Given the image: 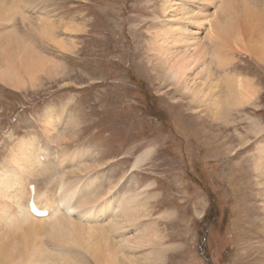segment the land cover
Returning <instances> with one entry per match:
<instances>
[{"label": "rangeland", "instance_id": "obj_1", "mask_svg": "<svg viewBox=\"0 0 264 264\" xmlns=\"http://www.w3.org/2000/svg\"><path fill=\"white\" fill-rule=\"evenodd\" d=\"M242 1L222 9L224 26L237 32L248 17ZM18 2L25 11L0 23V33L29 39L57 65L35 78L19 69L20 86L0 79V172L16 168L11 151L29 138L48 145L52 159L81 152L84 162L94 158L105 186L121 181L126 195L139 193V232L151 226L159 237L139 255L168 245L160 264H264V60L250 50L257 43L235 44L230 64L254 85L253 96L213 118L153 69L156 31L170 21L166 0ZM37 21L54 22L56 37L74 44L55 45L32 28ZM50 120L73 138L55 141ZM25 248L12 256L1 248L0 264L27 261L18 260ZM85 264L98 263L86 255Z\"/></svg>", "mask_w": 264, "mask_h": 264}, {"label": "bare ground", "instance_id": "obj_2", "mask_svg": "<svg viewBox=\"0 0 264 264\" xmlns=\"http://www.w3.org/2000/svg\"><path fill=\"white\" fill-rule=\"evenodd\" d=\"M19 1L34 7V0ZM234 1L166 0L164 9L171 12L168 11L169 25L157 30L155 40L152 39L154 55L158 58L153 64L154 71L189 96L192 106L203 108L213 118L222 117L235 104L246 103L254 93L249 80L231 72L235 44L256 42L250 50L264 60V0L242 1L248 17L245 28L238 32L224 26L222 18L223 7ZM18 3V0H0L2 25L8 24L16 12L25 11ZM32 26L59 47L74 44L56 37L52 21L38 22L37 28ZM257 32L261 34L254 41ZM28 40L12 32L0 33V79L20 86L25 82L17 73L19 69L29 78H35L51 64L56 67L55 62L39 53ZM227 68L226 74H218V69ZM47 127L57 142L73 138L72 132L57 130L51 120ZM29 140L18 143L11 151L16 168L4 166L0 172V249H8L12 256L26 247L18 254V260L29 256L28 262L25 259L18 264H85L86 255L98 264H160L164 251L171 249L168 245L150 254L137 253L140 247L156 244L159 238L151 226L139 232V220L146 212L140 207L139 193L126 195L121 181L105 186L93 174V157L84 162L81 152L67 157L64 150L52 159L48 145ZM142 160L140 157L138 164ZM39 181H44L45 188L38 186ZM30 184L34 185L33 189ZM32 191L35 202L48 215L38 217L30 212ZM132 230L135 233L130 235ZM51 243L53 249L44 245Z\"/></svg>", "mask_w": 264, "mask_h": 264}]
</instances>
